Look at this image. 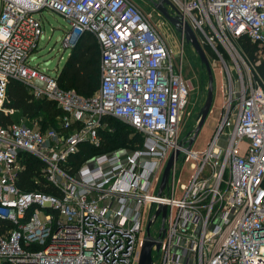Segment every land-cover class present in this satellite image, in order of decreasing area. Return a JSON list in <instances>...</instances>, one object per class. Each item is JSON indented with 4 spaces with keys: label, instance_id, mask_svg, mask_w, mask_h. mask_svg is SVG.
<instances>
[{
    "label": "built area",
    "instance_id": "1",
    "mask_svg": "<svg viewBox=\"0 0 264 264\" xmlns=\"http://www.w3.org/2000/svg\"><path fill=\"white\" fill-rule=\"evenodd\" d=\"M169 1L196 34L226 47L243 37L264 47V0ZM46 10L71 26L65 50L87 33L96 37L101 80L93 97L62 89L59 75L30 65L45 36L37 15ZM244 67L207 149L188 153L179 138L190 96L182 62L132 0H0V111L14 114L4 102L16 80L63 113L61 131L0 125V219L14 225L0 234V264H139L149 224V238L161 244L154 264H264V81ZM109 116L141 143L75 169L70 160L81 145L102 146ZM23 154L44 165L53 193L19 188ZM181 162L191 169L184 182Z\"/></svg>",
    "mask_w": 264,
    "mask_h": 264
},
{
    "label": "rangeland",
    "instance_id": "2",
    "mask_svg": "<svg viewBox=\"0 0 264 264\" xmlns=\"http://www.w3.org/2000/svg\"><path fill=\"white\" fill-rule=\"evenodd\" d=\"M132 1L157 28L170 48L174 62L176 64L182 62L183 75L190 86V96L188 107L181 116L179 138L180 141L188 142L197 128L201 110L206 103L209 87L208 72L194 48L187 41H182L181 35L153 8L151 3L147 0ZM152 1L158 2V0ZM37 18L42 22L45 36L40 41L38 49L31 55L30 65L42 72L46 71L52 77H56L60 75L71 56V49L65 50L63 47V41L67 33L71 31V26L61 16L47 10L37 15ZM196 36L205 51L214 76V101L211 112L192 146V152L204 151L212 141L219 125L224 102L228 98L230 90L234 89L236 92L241 79L240 74L246 76L244 63L251 68L256 67L246 55L240 40L232 41L228 48L216 36L209 35L212 40L200 33ZM260 48L263 47L260 46ZM44 117H46L45 114L41 113L36 120L29 122L28 125L40 128L39 122ZM123 124L125 123L123 122ZM51 127L59 129L60 122H57V126ZM108 130L109 127H106V132L103 134L105 138ZM111 130L110 134H114L115 129ZM133 136L134 132L130 134L129 138L131 139ZM223 142L225 140H222L221 143L223 144ZM114 152L127 154L129 149L126 146L123 147L120 143L107 151V153ZM96 155L94 154V156ZM94 156H90L87 160L92 159ZM177 167V180L186 181L191 172L190 163L181 162ZM154 229L153 227L152 231Z\"/></svg>",
    "mask_w": 264,
    "mask_h": 264
},
{
    "label": "trees",
    "instance_id": "3",
    "mask_svg": "<svg viewBox=\"0 0 264 264\" xmlns=\"http://www.w3.org/2000/svg\"><path fill=\"white\" fill-rule=\"evenodd\" d=\"M240 41L246 55L256 66L258 74L264 81V47L260 48L257 43L246 37L241 38ZM100 56L96 37L90 33L82 36L72 49L71 56L60 72L58 79L60 87L64 90H75L79 95L86 98L93 97L100 86ZM4 109L13 110L15 114L12 116L0 111V125L4 127L23 121H27L26 124L28 125L29 122L36 120L43 113L46 117L42 118L39 125L42 130H46L53 128L51 126H57V122H60L63 117L62 111L57 108L55 103L46 99H35L29 89L16 80L9 82ZM104 121L109 130L106 133V138L103 135L106 131H101L102 146L95 148L89 144L81 145L79 153L70 160L75 169L86 162L90 156L107 153L120 143L123 147L126 146L129 151L135 149L136 144L141 143L142 136L136 134L129 125L110 116L106 117ZM53 129L61 131V122L59 129L57 127ZM111 129H115L114 134H110ZM133 132L135 135L130 139V134ZM21 156L24 170L19 175V188L26 192L53 193L54 189L43 176L44 165L31 155L23 154ZM12 227H14L12 223L0 219V234L12 229Z\"/></svg>",
    "mask_w": 264,
    "mask_h": 264
},
{
    "label": "water",
    "instance_id": "4",
    "mask_svg": "<svg viewBox=\"0 0 264 264\" xmlns=\"http://www.w3.org/2000/svg\"><path fill=\"white\" fill-rule=\"evenodd\" d=\"M147 2L151 3L153 8L170 25H172L180 35H183V34L185 35V40L197 52V54L199 55V57L201 59L202 64L206 67V70L208 72L209 87H208L206 103L201 110L197 128L193 132L192 137L189 138L188 145L185 148L186 152L191 153L192 152V146L195 143V140L197 139V137H198V135H199V133H200L207 117L209 116L211 109H212V105H213V101H214V76L212 73V69H211L209 60L205 54V51L203 50V47L201 46L193 28L190 26V24L188 22H183V16L182 15L175 17L168 10L167 6H170L172 9H175L173 4L169 0H158V2H154L152 0H147ZM180 154H181V151L179 149H176L173 152V154H172V156H171V158L167 164L165 172L163 174L160 193H162L163 190L165 189V187L167 186L171 172L174 168L175 162L179 159ZM159 211L163 212V219H165L166 207L161 206ZM160 212H158L157 215H159ZM150 226H151V224H149L147 227L148 238L143 243V248H142L141 258H140L139 264H154L153 249L155 246H157L158 249H160V247H161V244H156L154 241H152L149 238Z\"/></svg>",
    "mask_w": 264,
    "mask_h": 264
},
{
    "label": "crops",
    "instance_id": "5",
    "mask_svg": "<svg viewBox=\"0 0 264 264\" xmlns=\"http://www.w3.org/2000/svg\"><path fill=\"white\" fill-rule=\"evenodd\" d=\"M97 43H98V41H97ZM99 45V44H98ZM100 48V47H99ZM71 52H72V50H71Z\"/></svg>",
    "mask_w": 264,
    "mask_h": 264
}]
</instances>
